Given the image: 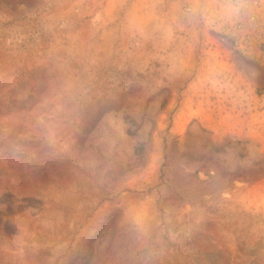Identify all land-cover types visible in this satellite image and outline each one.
I'll list each match as a JSON object with an SVG mask.
<instances>
[{
    "label": "rangeland",
    "instance_id": "1",
    "mask_svg": "<svg viewBox=\"0 0 264 264\" xmlns=\"http://www.w3.org/2000/svg\"><path fill=\"white\" fill-rule=\"evenodd\" d=\"M223 15L0 0V264H264V70Z\"/></svg>",
    "mask_w": 264,
    "mask_h": 264
},
{
    "label": "built area",
    "instance_id": "2",
    "mask_svg": "<svg viewBox=\"0 0 264 264\" xmlns=\"http://www.w3.org/2000/svg\"><path fill=\"white\" fill-rule=\"evenodd\" d=\"M210 1L224 12L226 34L233 48L259 62L264 70V0Z\"/></svg>",
    "mask_w": 264,
    "mask_h": 264
},
{
    "label": "trees",
    "instance_id": "3",
    "mask_svg": "<svg viewBox=\"0 0 264 264\" xmlns=\"http://www.w3.org/2000/svg\"><path fill=\"white\" fill-rule=\"evenodd\" d=\"M141 148H142V146H139V147H138V149H137V151H136L138 154L141 153Z\"/></svg>",
    "mask_w": 264,
    "mask_h": 264
}]
</instances>
